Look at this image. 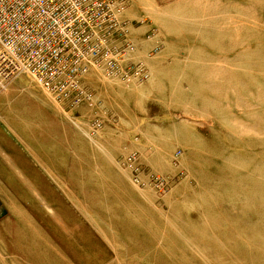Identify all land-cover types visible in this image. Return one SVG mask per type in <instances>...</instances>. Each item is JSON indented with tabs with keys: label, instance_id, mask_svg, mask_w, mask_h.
Instances as JSON below:
<instances>
[{
	"label": "rangeland",
	"instance_id": "374dc122",
	"mask_svg": "<svg viewBox=\"0 0 264 264\" xmlns=\"http://www.w3.org/2000/svg\"><path fill=\"white\" fill-rule=\"evenodd\" d=\"M181 1L105 0L106 9L100 7L97 15L92 13L89 22L79 19L75 33L59 39L63 49L58 54H52L49 49L48 52L56 57L55 65L60 67L54 74H48V78L55 80L50 79L49 88L26 69L8 82H3L0 92L5 93L0 98L8 100V109L22 98L35 101L39 108H43L45 116L58 118L72 127L74 134L82 137L88 145L86 153L92 159L89 161L91 175L104 179L108 185L106 193L112 188L119 193L117 201L124 205V215L139 218L138 214L144 217L148 212L146 219L157 226L154 230L144 225L150 235L157 230L162 231V235L166 233V228L172 230L166 239L167 245L175 249L174 260L178 261V255L183 258L184 264H250L244 261L233 245L239 236L237 232L232 233L230 238L216 233L217 216L225 211L223 204L219 205L225 196L217 191L216 185L234 183V180L224 179L220 174L223 162L230 158L233 149L238 158H242L247 153L244 147L254 146L247 149L252 154L250 161L264 158V141L258 139L264 137V133H256V130L244 125V116L239 114L240 111L235 113L226 108L215 113L198 98L180 101L177 94L174 96L177 100L170 99L172 104L160 95L168 96L170 89L185 92L189 88L185 77L192 74L188 66L197 50L190 47L185 42L187 36L185 39L182 35L193 23L190 18H185L186 8H178ZM224 1L219 0L221 3ZM203 5V0H195L189 9L199 10ZM197 14L201 15L199 11ZM261 15L264 16V11ZM200 25L210 27L212 23ZM73 58L76 62H72ZM85 61L87 67L80 71L79 65H84ZM158 66L163 69H158ZM38 68L41 73L49 72L47 68L45 71L42 67ZM173 74L180 76V80L171 76ZM171 104L175 106L174 111H170ZM1 107L6 108L5 104L1 105L0 111ZM2 114L0 112V156L10 174L1 175L3 172L0 171V264H43L45 256L48 259L51 257L43 252L48 247L33 245L37 240L31 237L29 229H24L25 223H20L27 216L36 219L33 204L39 202L36 191L25 182L24 178H28L29 174L27 166L37 178L41 173L51 182L44 183L39 190L41 198L57 199L49 201L46 208L42 202L40 204L45 215L54 220L45 223V229L57 241L54 247L71 262L68 250L71 243L66 242L65 245L60 236L50 229L59 225V221L63 225L61 218L73 214L78 223L74 221L71 224L72 231L76 233L80 223L91 233L89 239L94 243L91 249L88 247L91 260H96L94 255L98 256L99 250L106 255L102 264L117 259L115 251L97 228L116 236L118 243L127 248L120 239L121 234L114 228H107L95 208L88 209V213L97 228L80 217L62 192L63 188L54 184L50 179L52 176L36 163L31 144L16 126L18 122L25 125L27 122L5 118ZM179 124H183L184 128L179 137H174L172 130L177 129ZM218 124L225 125L227 131L221 130ZM186 134H189L188 144L180 140ZM192 139L197 142L189 144ZM116 140L122 144L123 150H117ZM260 151L263 155L258 157ZM110 165L115 167H108ZM116 166L120 169L123 166L126 181L134 189H127L121 180L114 177ZM188 167L194 174L189 173ZM203 173L211 175V179L201 180ZM146 181L148 184H145ZM248 182L252 184L253 179ZM25 183L30 190L29 195ZM75 196L80 199L76 193ZM109 197L110 194H107L111 201ZM108 199L106 203L111 207ZM145 203L151 205L150 209H146ZM138 207L145 210L140 208L139 212ZM188 214L190 218H186ZM19 216L22 220L17 221ZM247 218L264 226V207L247 215ZM196 222L200 223L199 226ZM187 225L188 228H184ZM14 226L16 230L13 231ZM252 235L259 245L262 243L264 246V227ZM59 241L64 246L61 247ZM150 251L159 254V258L162 255L156 244ZM139 254L144 256L143 252L133 256L124 253L126 258L118 259L120 264H163L158 262L159 258L148 262Z\"/></svg>",
	"mask_w": 264,
	"mask_h": 264
},
{
	"label": "bare ground",
	"instance_id": "6f19581e",
	"mask_svg": "<svg viewBox=\"0 0 264 264\" xmlns=\"http://www.w3.org/2000/svg\"><path fill=\"white\" fill-rule=\"evenodd\" d=\"M52 1L61 4H74L81 0ZM193 1L195 0H182L178 4V8H186L185 18H190V21L193 23L190 29L184 30L186 34L182 35L185 36V39L187 36L185 42L197 50L196 55H192V62L188 66L192 70V74L185 77L189 88L185 92L170 89L168 96L163 93H160V95L172 104L174 103L170 99L177 100L174 97L177 94L180 95V101L198 98L204 101L215 113L225 111L226 108L230 111H236L235 113L240 111L241 113L239 114L244 116V125L252 130H256V133H264V16L261 15L264 11V0H226L223 3H221L222 1L219 2V0H203L205 4L203 7L200 6L199 10H191L189 6ZM240 2L244 4H240ZM29 3L31 4L30 9L33 13L37 8L44 7L48 9V6L41 0H30ZM106 6L105 0H91L90 7L85 6L88 9L80 10L77 14H72L76 12L72 11L65 12L60 17H52L47 13L38 15L37 18L40 20H50L56 25L67 24L68 18H72L76 22L79 19H87V22H89L92 13L97 15L100 7L106 9ZM198 11L201 15L197 14ZM235 13L239 15H234ZM245 18L249 19L244 20ZM205 22L212 23V25L210 27L200 25ZM47 37H50L49 32H46L39 40L38 44L40 47H43L42 43L47 40ZM72 62H76V60L73 58ZM83 64L79 65L80 71H83L87 67L86 61ZM28 69L37 80L49 88V79L39 75L31 68ZM158 69L162 70L163 68L158 66ZM171 76H175L177 80L181 78L176 74ZM2 84L3 82L0 86ZM4 93L0 92V97ZM233 100L235 102L232 103L231 101ZM33 102L22 98L14 102V107L8 109V100L0 98V106L5 104L7 108L1 107L0 112L3 113L2 115L5 118L11 117L15 121L23 120L27 122L26 125L18 122L16 126L24 138L31 144L32 150L36 154V163H38L39 167H44L42 169L47 175L52 176L49 177L50 179L52 178L54 184L60 189L63 188L62 192L66 194L67 200L76 208L80 217L91 223V225H94L88 209L95 208V212L100 214V218L106 224V227L109 229L114 228L115 231L121 234L120 239L122 243L124 242L127 245V248L118 243L116 236L108 235L94 225L101 237L115 251L116 256L125 259L126 255L124 253L133 256L134 254L143 252L144 256L139 254V256H142L141 259L153 262L159 258V254H152L150 251L156 244L159 253H162L158 262L163 264H184L181 256H176L178 261L173 259L175 257L172 255H176L175 249L167 245L168 239L166 237H170L172 230L166 228L164 235H162V231L157 230L160 233L156 231L153 235H150L144 229V225H149L154 230H156L157 226L152 221L149 223V220L146 219L148 212H146L144 217L140 214H138L139 218L126 217L123 212L124 205L119 204L117 201L119 193L114 191L113 188L106 193L108 185H106L104 179L101 177L94 178L91 175L89 161H92V159L86 153L88 145H85L86 142L83 138H78L74 134L72 127L65 125L58 118L51 117L50 115L45 116L43 108H39L37 102L34 103L35 105L32 104ZM225 102L227 107L224 105ZM172 104L170 106L172 110L170 111L175 110V106ZM238 108L241 109L239 110ZM176 110L183 111L182 109ZM197 110L201 111L200 109ZM218 125L221 130L227 131L225 125ZM182 128H184L183 124H179L177 129L172 130L173 136L179 137ZM122 138L125 139L126 137L122 136ZM258 139L264 141V137ZM180 140L182 143L188 144L189 134L184 135ZM192 142H197V140L192 139L189 144ZM116 143H118L117 140ZM165 147L167 149L168 145ZM117 148L119 151L123 150L122 144L118 143ZM253 148L255 147H248L246 145L244 147L245 152H247L246 157L242 158H238L237 152L233 149L230 158L226 162H223L221 167L223 169L220 173L222 178L234 180V183H218L216 185L217 191L222 192L225 196L222 203L219 204H223L222 207L225 208V211L223 215L217 216L218 226L216 227V233L224 238H230L232 233L237 232L239 236L234 240L233 245L244 261L250 264H264V246L262 243L259 245L257 238L252 235L253 232L263 230L264 226L261 223L250 222L247 218V215L257 212L264 207V158H257L255 162L250 161L252 154L247 149ZM258 149L260 148L258 147ZM1 153L4 155L2 151ZM116 154L117 152L115 156ZM257 155L261 157L263 152L260 151ZM4 163L6 162L0 156V171L3 172L1 175L8 173L7 168L3 166ZM67 163L69 164L67 165ZM108 167L113 168L115 166L110 165ZM27 168L29 174L28 178H24L25 182L36 191V197L39 199L38 203L33 204L37 216L36 219L27 216L23 220L19 216L17 221L22 220L20 223H25L24 229L31 231V237L37 240L33 245L38 247L43 244L45 247H48L43 249V252L46 255H50L49 259H51L49 260L42 254V256H45V261L42 260L41 263L85 264L86 262V264H102V260L106 258L102 250L98 251V256L94 255L96 257L94 261L89 256L90 251H88V247L91 249L94 243L89 239L91 233L85 229L84 224L79 223L80 228L77 229L76 233L72 231L71 224L74 221L77 222L73 214L61 218L64 222L63 225H61L59 218H57L59 225L50 229L60 236L59 239L65 245L66 242L71 243L70 247H68L72 256L71 262L54 247L57 241H54L55 239L45 229V223L47 221L54 222V220L52 217L45 215V211L40 208V204L42 202L46 208L47 206L49 207V201L52 202L57 199L52 197L41 198L39 190L44 183H48L50 180L46 177L43 178L41 173H39L37 178L34 171H31L29 166ZM188 170L190 174H194L191 168L188 167ZM66 171L67 174H65ZM203 175L204 177L201 180H208L212 177L205 173ZM126 176L127 174L123 166L122 169L117 166L114 168V177L121 180L127 189L129 187L134 189L133 185H128ZM62 178L64 180H60ZM250 179H253L252 184L248 182ZM26 183L25 189H27V195H29L30 190ZM114 183L118 184L117 181ZM145 184H148L147 181ZM75 193L80 199L76 198ZM107 194H110L109 198L111 201L107 198ZM107 199L112 203L111 207L106 203ZM144 206L146 209H150L149 206L151 205L145 203ZM140 208L138 207L137 210L139 211ZM132 209L134 210L133 207ZM140 210L145 209L141 208ZM187 216L190 218L189 214L186 215V218ZM152 218L155 219L156 217ZM159 219L161 220V218ZM97 223L100 224V222ZM198 224L200 223L196 222V226H199ZM188 226L184 228H188ZM15 227H12L13 231ZM22 232L25 235L23 230ZM15 237L22 242V239L17 236ZM61 241L58 244L62 247L64 245ZM27 245L24 244V246ZM92 249L93 253L94 247ZM118 258L112 260L109 264H120Z\"/></svg>",
	"mask_w": 264,
	"mask_h": 264
},
{
	"label": "built area",
	"instance_id": "2783aa9c",
	"mask_svg": "<svg viewBox=\"0 0 264 264\" xmlns=\"http://www.w3.org/2000/svg\"><path fill=\"white\" fill-rule=\"evenodd\" d=\"M29 1L0 0V84L8 82L17 73L28 68L55 82L53 77L48 78V74H54L60 67L55 65L56 57L52 54H58L63 49L60 38L75 33L76 21L68 18L67 24L56 25L50 20H40L37 17L47 13L52 17H60L63 13L72 11H76L72 14H77L80 10H87L85 6L90 7L91 2L81 0L74 4H61L52 0H41L48 9L37 8L33 13ZM46 32H49L50 37L40 47L39 40ZM49 49L52 54L48 52ZM38 67H42L44 71L47 68L49 72L41 73Z\"/></svg>",
	"mask_w": 264,
	"mask_h": 264
}]
</instances>
